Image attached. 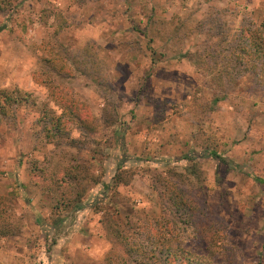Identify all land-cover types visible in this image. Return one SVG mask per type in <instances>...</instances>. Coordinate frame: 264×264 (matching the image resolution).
<instances>
[{"label": "rangeland", "instance_id": "1", "mask_svg": "<svg viewBox=\"0 0 264 264\" xmlns=\"http://www.w3.org/2000/svg\"><path fill=\"white\" fill-rule=\"evenodd\" d=\"M6 1L0 264H264V0Z\"/></svg>", "mask_w": 264, "mask_h": 264}, {"label": "trees", "instance_id": "2", "mask_svg": "<svg viewBox=\"0 0 264 264\" xmlns=\"http://www.w3.org/2000/svg\"><path fill=\"white\" fill-rule=\"evenodd\" d=\"M8 1H4V0H0V11H3L4 8H5V4H7ZM253 46H255V50L256 51H259V50H262V48L264 49V43H263V39L262 41H256L254 39V41L252 42ZM260 54H264L263 52H259ZM54 71H55V68L54 67H51ZM42 74H43V70L41 71ZM23 96L20 94H17V93H13L12 91L11 92H8V91H5L4 89H0V122L3 121V119L8 115V111L10 110V108L12 106H14V103L16 102H22L23 100ZM48 118H50L49 120V123L50 125H46L44 124L42 126V129L44 130V132L46 133L47 136L50 137V139H53V130H60L62 128V123L60 121V118L57 116H53V115H49L47 116ZM212 152V151H211ZM212 155H214L215 157L220 158L219 155H217L215 152H212ZM121 166H118V168H120ZM121 169V168H120ZM120 178V177H119ZM119 180V179H118ZM118 180L116 182H118ZM106 186H108V184H106ZM167 209L165 210L164 209V216L162 214V217L157 219L155 218L154 220H152L153 222L150 223L149 222V219H146L149 224H151V226H153V229L155 230V235L158 236L160 235L159 232H161V234H165V233H168L167 229H169V225L170 222L172 223H175L177 225H180L178 222L182 221L183 223L186 222V219H189L191 218V216H187V212H186V209H189L186 205V203L182 200L181 196L179 194L175 195L174 198L172 199V203H168L167 205ZM172 210V211H171ZM168 212V213H167ZM172 212V213H171ZM168 215V216H167ZM166 216V217H165ZM144 224V223H143ZM143 226V225H142ZM109 228V232L113 231V232H116V235L118 233H120V227L118 226H112V227H108ZM144 228V226H143ZM161 229V230H160ZM145 229H142L140 230L141 232H139L140 234H143ZM145 234H146V240L149 241V244H143L144 247H138L141 249V252L142 253H146L147 251L150 252V253H153L154 252V249H153V241H150V234L148 233V231L145 230ZM150 235V236H149ZM114 236V235H113ZM117 238V237H116ZM115 238V239H116ZM123 238V240L126 239L125 236H121L120 239H118L119 241ZM117 240V239H116ZM117 240V241H118ZM115 241V242H117ZM160 242H164V240L162 239V241H160V239L156 240L155 243H160ZM125 244H127V241H125ZM132 244H134V246H137L138 244H141V243H135V241L132 242ZM133 248H129L128 251L132 250ZM187 252V251H185ZM157 253L159 255H163V254H166L169 255L172 253L170 247L168 244H165L161 247V249L157 250ZM158 260L155 262V264H158ZM143 264H145L143 262Z\"/></svg>", "mask_w": 264, "mask_h": 264}, {"label": "crops", "instance_id": "3", "mask_svg": "<svg viewBox=\"0 0 264 264\" xmlns=\"http://www.w3.org/2000/svg\"><path fill=\"white\" fill-rule=\"evenodd\" d=\"M9 259V258H8Z\"/></svg>", "mask_w": 264, "mask_h": 264}]
</instances>
